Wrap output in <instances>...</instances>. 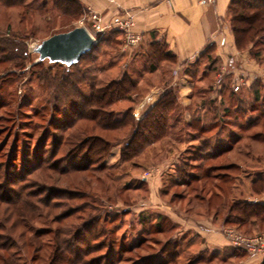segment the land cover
<instances>
[{"label": "rangeland", "instance_id": "obj_1", "mask_svg": "<svg viewBox=\"0 0 264 264\" xmlns=\"http://www.w3.org/2000/svg\"><path fill=\"white\" fill-rule=\"evenodd\" d=\"M77 1L81 8L75 17L62 16L53 8V0H22L21 3L7 0L0 4V175L13 174L15 182L24 177L19 185L31 181L36 187L34 192L48 189L53 197L48 208L38 206L32 211L34 208L25 203L15 207V228L10 227L12 224L8 221L4 226L15 244L11 253L20 250L34 233H39L46 244L53 232L70 230L80 224L90 211L78 212L75 207L87 205L97 209L94 215L105 220L110 218L104 229L111 235L109 240H104V247L100 244L102 238L92 242L91 246L97 248L85 261L95 264H223L213 260L210 253L202 256L193 253V249H197L192 246L191 231L196 226L202 230L206 225L211 232L219 233L222 229L223 233L230 231L248 239L264 236V224L237 227L223 222L233 201L255 196L250 193V186L242 183L244 176L252 178L256 171H264V34L238 50L226 13L236 52L228 53L229 49H225V59L217 58V64L209 66L216 71L217 86L210 93L206 80L196 86L188 79L186 84L182 82L176 75L179 69L169 61L156 65L153 72L139 50L141 37L134 32L133 15L126 10L109 12L107 6L116 4L117 0ZM203 3L206 2L203 0ZM212 3L213 0L207 4ZM93 14L109 28L101 37H96L98 52L94 62L83 64L88 72L86 77L106 82L126 74L134 83L135 92L129 95L130 101L120 100L107 110L120 113L131 107L133 116L151 92L158 90L161 94L167 87H175L178 106L170 118L168 135L146 146L135 157L122 160L120 147L115 146V142H122L128 131L97 132L114 145L101 168L79 173H58L46 167L29 171L38 157L51 149L53 138H63L66 150L71 152L56 151L49 158L50 166L82 165L75 148L93 133L87 122L65 128L77 111L74 87L69 86L64 91L62 104L55 102L52 95L37 86L35 78L39 71L32 66L41 62L46 71L51 70V75H61L63 63L42 56L45 41L75 28H84L93 34ZM124 19L131 23V34L138 37L134 45L126 42L125 34L114 24ZM119 37L120 45L111 44L110 41L115 42ZM213 58L214 55L209 56V62ZM170 75L169 85L164 86ZM235 85H239L237 91L233 90ZM181 87L188 90H180ZM251 91L258 92L257 98L252 97ZM233 94L235 97H231ZM238 96L243 102L241 107L236 105ZM222 101L226 102L229 112L220 122L210 124L203 120L201 130L189 125L193 111L197 109L203 115L207 109L203 104L212 102V107L218 108ZM257 120L258 123L248 128ZM62 127L65 130L61 133ZM222 146L230 150L213 158ZM26 187L32 189L30 183ZM256 190L264 192V185H258ZM69 191L74 195L84 192L85 197L73 199ZM64 192L68 197L62 194ZM2 195L9 197L5 188ZM8 209L4 204L0 206V213L7 216ZM213 226L217 229L213 230ZM165 251L168 253H163ZM49 252L44 249L32 255V252L23 254L21 251L19 263L48 264ZM208 257H212L211 260Z\"/></svg>", "mask_w": 264, "mask_h": 264}, {"label": "trees", "instance_id": "obj_2", "mask_svg": "<svg viewBox=\"0 0 264 264\" xmlns=\"http://www.w3.org/2000/svg\"><path fill=\"white\" fill-rule=\"evenodd\" d=\"M7 0H0V4L6 3ZM22 0H15V3H21ZM53 8L62 14V16L75 17L80 14L81 5L77 0H53ZM227 19L229 21L231 32L234 38L235 47L238 50H243L249 43H254L258 35L264 34V0H230ZM119 35V33L115 32ZM120 38L115 39L116 41H110L111 44L120 45ZM16 50V49H15ZM140 52L145 58L146 64L149 67L152 66V71L156 69V65L163 61H169L175 65L176 58L172 55L164 41H146L141 39ZM20 56L23 55L21 51H18ZM98 52V46H94L90 52L83 55L77 62L72 64L63 63V70L61 75H51V70H47L41 62L34 64L32 68L39 71L35 80L37 86L41 87L47 94L53 96L55 102H62L64 91L67 88L74 87V93L76 95V115L73 121H69L65 125H77L78 123L87 122L89 123V129L93 134L86 136V138L76 146L75 153L79 156V162L82 165H73L68 168H61L60 166H50L49 158L52 157L53 153L64 151L68 153L70 149L66 150L65 142L63 138H53V145L51 149H48L46 153H43L36 162L31 165L30 169L33 171H40L42 169L50 168L52 171L58 173H70V172H84L92 168H101L103 161L110 153L111 148L114 146L108 140L96 134L97 132H117L126 129L128 135L122 142H115V146L120 147V158L122 160L128 157H135L143 149L155 142L165 138L168 134L169 121L173 113L176 111L178 106V96L175 87H167L160 94L159 99L153 106L144 114V116L137 120L133 116V108H128L123 112L109 111L107 108L114 105L120 100L130 101V94L135 92L134 83L126 74H122L120 78H111L110 80L103 82L101 79L96 77H86L87 69L84 68L83 64L93 63ZM22 53V54H21ZM213 55V47H206L203 53L198 59L191 65L186 66L176 75L182 76L187 75L193 86L200 83L203 80L208 82L209 92H212L211 83H214L216 71L212 69L213 63L216 65L218 62L217 58H213L209 62V56ZM204 60V61H203ZM202 64L203 69H202ZM155 67V68H154ZM159 69V68H158ZM156 70L158 72L159 70ZM100 71H104L100 69ZM151 71V72H152ZM152 72V73H153ZM171 74V71L168 72ZM72 78V79H71ZM165 83L169 85L171 75ZM85 85V90L81 89V86ZM65 86V89L64 87ZM224 89V88H223ZM222 92V90H221ZM249 91H246V93ZM257 91H251L252 97L257 98ZM238 95V94H237ZM241 96V94H239ZM236 99V105H243L240 97ZM61 97V98H60ZM235 97V94L233 96ZM240 98V99H239ZM242 102V103H241ZM62 104V103H61ZM222 104H224L222 106ZM214 104L208 102V105L203 104V108L207 107L205 114L197 111L192 112L191 117L188 120L189 125L192 128L201 130L203 128L202 121L206 122H220L225 115L228 114V106L226 102H219V107H212ZM197 108V107H196ZM221 108V109H220ZM254 112V111H253ZM203 117V119H201ZM248 126L250 128L253 124ZM65 128H61L59 131L62 133ZM87 128V129H88ZM247 128V129H248ZM237 141V139L235 140ZM238 143V141H237ZM213 158L222 156L230 150V147H221ZM71 152V150H70ZM58 165L62 162L59 160ZM28 171V175L30 174ZM24 177L17 179L22 182ZM26 181V180H25ZM244 181L250 186V193L259 195L262 190H256L258 185H264V171H256L255 176L250 178L244 176ZM20 182H15V175L5 174L0 175V206L6 205L9 209L5 212L8 215L0 213V264H20L19 253L22 251L23 254L32 255L40 253L44 249L50 250L48 253V264H92L90 261H85L97 248V246H91L92 242H98L97 240L102 238L100 244L104 247V240H109L111 232L104 229V225L107 222V217L103 219L100 216L94 215L97 209H93L91 206L84 205L83 207L76 206L75 209L78 212L90 211L89 214L80 220V224L72 227L70 230H60L53 232L50 238V242L41 241V235L39 233L32 234L28 240L21 245L20 250L16 253H11V249L15 248L12 237L7 233L8 229L6 226L7 221L11 222L10 227L15 228V207L18 208L20 203H25L27 206L33 207L34 210L38 206L44 208L50 207L51 190H41L34 192V185L26 181L25 185H19ZM30 183L31 190L28 189L27 184ZM8 191L9 197L2 195V189ZM259 189V188H258ZM76 192V191H73ZM77 193V192H76ZM45 194V195H43ZM68 197L65 192L62 193ZM71 198L76 199L78 197H85L84 192L70 193ZM42 196V197H41ZM96 208V207H95ZM93 212V213H92ZM99 213V211H98ZM84 215V214H83ZM224 223L231 222L237 227L252 224H264V203L246 201L245 199H236L228 209V216L223 220ZM8 226V225H7ZM190 233V232H189ZM192 240L197 251L193 249V253L198 256L207 254L205 252H198L199 245L202 240L196 237L191 232ZM99 244V243H98ZM84 246V249L81 247ZM163 253H168L165 251ZM212 257H208L211 260ZM104 260V259H103ZM95 264V263H93ZM264 264V261H262Z\"/></svg>", "mask_w": 264, "mask_h": 264}, {"label": "crops", "instance_id": "obj_3", "mask_svg": "<svg viewBox=\"0 0 264 264\" xmlns=\"http://www.w3.org/2000/svg\"><path fill=\"white\" fill-rule=\"evenodd\" d=\"M169 1V8L164 5L163 0H117L116 4L112 3L107 7L109 12L129 11L135 21L134 32L141 39L164 41L168 51L175 56V67L179 71L194 63L206 47H213V55L220 58V61L225 59V49H229L228 53L236 52L225 20L230 0H213L212 4L203 3V0ZM179 79L185 84L187 79L190 80L187 75L179 76ZM211 86L212 89L217 87L215 82ZM186 87H181L180 90H188ZM159 97L158 90L147 95L136 108L134 117L137 120L142 118ZM242 183L246 184L244 180ZM259 195L245 200L264 203V192ZM203 226L202 230L196 226L191 231L202 240L198 252L210 253L213 260L223 264H262L264 261V254H252L244 251V248L232 246L222 229L218 233L215 230L217 227L213 226L215 232H211L206 225Z\"/></svg>", "mask_w": 264, "mask_h": 264}, {"label": "water", "instance_id": "obj_4", "mask_svg": "<svg viewBox=\"0 0 264 264\" xmlns=\"http://www.w3.org/2000/svg\"><path fill=\"white\" fill-rule=\"evenodd\" d=\"M84 28L51 36L45 41L42 56L66 64L77 62L96 45Z\"/></svg>", "mask_w": 264, "mask_h": 264}, {"label": "built area", "instance_id": "obj_5", "mask_svg": "<svg viewBox=\"0 0 264 264\" xmlns=\"http://www.w3.org/2000/svg\"><path fill=\"white\" fill-rule=\"evenodd\" d=\"M163 2L167 8L170 7L169 0H163ZM204 2L211 3L212 0H204ZM91 18L93 20L92 21L93 24L91 28L93 34L88 32L87 30L86 31L95 42H98V39H96V37L97 36L101 37L105 33L106 29L109 27L103 26L101 23V18L97 16L96 14H93ZM114 24L119 31H122L125 34V40L128 44L134 45L138 42V37L131 34V29H130L131 23L128 19L117 20ZM238 88H239V85H235L233 87V90L237 91ZM224 234L225 236H227L232 246L241 248V249L244 248L252 254L254 253L264 254V236L253 238V239H248V238L239 236L237 234H234L230 231H224Z\"/></svg>", "mask_w": 264, "mask_h": 264}]
</instances>
